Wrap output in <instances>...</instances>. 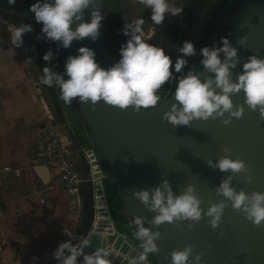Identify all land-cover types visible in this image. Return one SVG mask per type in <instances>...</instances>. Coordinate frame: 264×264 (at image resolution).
I'll return each instance as SVG.
<instances>
[{"label": "water", "instance_id": "obj_1", "mask_svg": "<svg viewBox=\"0 0 264 264\" xmlns=\"http://www.w3.org/2000/svg\"><path fill=\"white\" fill-rule=\"evenodd\" d=\"M35 2L16 0L10 4L8 0H0V8L26 14L40 36L42 23H37L34 13L29 11L30 5ZM93 8H98L104 16L100 36L95 42L90 38L73 41L71 47H61L57 53L58 42L39 39L43 53L49 49L57 53L50 63L47 62L55 72H64L67 57L76 55L82 46L93 49L97 62L105 69L115 62L107 36L105 0H94L85 10L86 20H90ZM221 37H227L238 49L240 64L232 70L235 79L249 56L264 58V0H224L210 20L208 37L202 47L218 44ZM240 37L247 38L244 45L238 43ZM201 58L199 50L187 71L195 70L203 81L214 74L203 68ZM174 89L157 107L139 112L133 111L131 106L121 110L103 101L95 106L90 102L80 103L79 98L70 105L66 104L88 139L83 147L95 186L94 219L86 234L91 236L92 244L85 249L86 253L95 251L97 247L111 248L109 258L113 264H127L125 257L135 256L139 246L133 235L136 231L135 225L131 224L133 217L150 220L156 214L133 193L141 189L151 190L165 179L176 195L192 185L202 201L204 212L212 203L226 199L217 195L216 188L222 179L230 175L233 176L232 187L236 191L264 193V117L258 109L251 110L244 103L243 91L232 96L234 110L236 105L244 107L240 119L231 118V123L225 125L223 119L229 118L226 113L223 118L194 120L190 126H173L164 119V113L175 102ZM225 148L230 151L225 153ZM224 155L244 161L248 171L233 174L231 170L221 172L209 167V160L216 162ZM49 170L46 166L39 167L44 180L49 179ZM249 175L251 181L246 179ZM105 180L114 185L123 202L120 216L122 221L130 224L129 234L122 231L113 216ZM209 219L202 213L198 222L182 220L158 226L162 234L155 241L159 251L150 254L154 263L148 259L149 264H171L172 251L183 250L189 245L193 248L190 264H195L197 254L201 255L202 264H264V223L255 226L242 211L233 209L230 201L217 228L211 227ZM144 226L157 230L147 222Z\"/></svg>", "mask_w": 264, "mask_h": 264}, {"label": "clouds", "instance_id": "obj_2", "mask_svg": "<svg viewBox=\"0 0 264 264\" xmlns=\"http://www.w3.org/2000/svg\"><path fill=\"white\" fill-rule=\"evenodd\" d=\"M8 2L14 4L16 0ZM93 3L94 0H36L30 5L29 11L34 13L37 23H42L41 35L37 39L58 42L57 53L61 47H71L73 41L90 38L95 42L100 36L104 16L98 8H93L90 20L85 19V10ZM139 3L150 9V20L155 25H162L166 16L182 15L184 9L175 6L171 0H139ZM144 24L143 16L131 22L125 20L121 31L128 39L120 47L119 60L109 68L100 66L93 49L82 46L76 55L67 57L64 72L57 73L51 67L44 66L39 83L48 87L58 86L60 99L65 104L70 105L79 98L80 103L90 102L95 106L97 102L103 101L121 110L131 106L133 111L139 112L157 107L161 102L158 90L174 81L175 102L164 113V119L173 126H190L194 120L223 118L226 113L229 118L223 119V123L228 125L231 118L240 119L243 116L244 107L236 105L234 110L232 100V96L243 91L244 103L251 110L258 109L264 117V58L249 56L242 65V71L236 73L233 79L232 70L240 64L238 49L227 37H221L218 44L200 49V64L208 73L214 74L202 81L195 70H188L187 73L183 71L189 63L188 58L197 54L193 42L186 40L182 46L177 47L180 55L173 60L164 48L145 40ZM9 30L11 44L15 49L23 46V34L32 32L33 27L31 23H21L19 26H10ZM246 40V37H240L238 43L244 45ZM57 53L49 49L42 59L50 63ZM229 151L228 148L224 149L225 153ZM207 163L209 167L221 172L231 170L233 174H238L248 171L244 161L233 160L228 155L216 162L209 160ZM232 179L230 175L221 180L216 193L226 199L212 203L206 212L201 208L202 201L192 185L176 195L170 182L165 179L151 190L135 191L134 196L156 214L150 220L146 217H133L131 224L136 227L133 235L139 241V246L135 256L125 257L127 264H149V255L159 251L155 243L162 235L158 226L165 222H198L203 213L210 218L208 223L211 227L217 228L228 201L233 209L242 211L255 226H261L264 223V193L236 191L232 187ZM246 179L251 181L252 177L249 175ZM146 222L157 230L145 227ZM63 232L69 239L60 242L53 252L57 264H113L109 258L111 248L97 247L95 251L86 253L85 249L92 244L91 236H77L67 228ZM192 252L191 245L183 250H173L171 264H190ZM36 260L37 257L33 256L32 261ZM195 264H202L200 254L195 256Z\"/></svg>", "mask_w": 264, "mask_h": 264}, {"label": "rangeland", "instance_id": "obj_3", "mask_svg": "<svg viewBox=\"0 0 264 264\" xmlns=\"http://www.w3.org/2000/svg\"><path fill=\"white\" fill-rule=\"evenodd\" d=\"M187 1L189 0H171V3L183 7ZM120 3L124 13L121 20L116 21L114 17L117 16V6ZM138 4L139 0H105L109 28L112 30V22L118 26V40L112 41L114 44L118 43L119 48L128 39L121 31L125 20L131 22L140 17ZM181 16H166L163 24L159 26L150 20V16L144 18V38L155 31V28L162 27L163 31L157 36L160 42H157L156 37L147 38V41L164 48L166 54H175L173 50H169L167 39L172 41V46L179 40L176 33L168 37L169 29L174 30L182 24ZM21 23H31L33 31L23 34V46L14 49L9 29L10 26H19ZM110 29L108 31L113 37ZM42 56V47L30 18L10 9L0 8V110L3 112H0V173L4 172L3 168L12 164L13 168L7 167V171L17 176L12 180L0 178V184L3 190L14 192V198H24L25 202V207H0V220H4L8 226L18 224L16 229L19 230L16 234H20V237L16 236L15 242L2 246L0 243V264H53L54 250L60 242L69 239L63 229L67 228L83 237L88 233L94 219L95 186L84 152L85 145L79 148L74 141L60 132V126L67 131L68 129L61 113L62 105L57 95V86L48 87L39 83L43 67L49 66ZM48 133L59 134L74 159L72 164L78 177L75 191L70 192L58 181L60 172L57 170L53 172L52 178L49 176L50 180L42 177L41 181L36 176L35 179L39 181L34 184L31 181L35 177L33 167L43 166L33 161V147ZM26 170L31 173L30 176L29 173L26 174ZM44 191L52 195L49 202L53 203V199L63 200L69 206L40 207ZM79 194H82L83 214L78 222L76 218L80 207L74 203ZM45 201L43 203L47 204V199ZM67 213L71 218L63 222L62 216ZM33 256L37 257L35 262L32 261Z\"/></svg>", "mask_w": 264, "mask_h": 264}, {"label": "flooded vegetation", "instance_id": "obj_4", "mask_svg": "<svg viewBox=\"0 0 264 264\" xmlns=\"http://www.w3.org/2000/svg\"><path fill=\"white\" fill-rule=\"evenodd\" d=\"M224 0H189L186 3L183 4V13H182V24L176 26V29H169V37L173 36V33H176V35L179 37V40L175 41V46H172L171 40L167 39L168 48L169 50H173L175 54L171 53V58L175 60V58L180 55V53L177 51V47L182 46L183 42L186 40H190L191 42L194 43L196 51L198 52L200 48L203 46V44L206 42L208 33H209V28H210V20L214 14V12L220 7ZM117 6V16L114 17L115 20H121V17H123V9H122V3L118 4ZM137 10L139 11L140 16H143L144 18H147L151 15L150 9L144 8L143 5L140 3L138 4ZM20 13V12H18ZM24 14V13H20ZM26 15V14H24ZM27 16V15H26ZM34 26V25H33ZM159 26V25H157ZM106 27H107V36L109 40V45L110 49L113 55V58L116 61L119 60L120 55H119V44L116 43L114 44L112 39H115L116 41L118 40V26L113 25L112 22V30L109 28V21L106 18ZM35 28V27H34ZM113 33V37L110 34V31ZM36 30V29H35ZM163 29L162 27L155 28V31H152L151 34L147 35V38L150 37H156L162 32ZM37 33V31H36ZM38 36V34H37ZM145 38V40H147ZM157 42H160V38L157 39ZM152 44V43H151ZM42 47V46H41ZM43 51V48H42ZM170 51V52H171ZM44 54V53H43ZM194 56L189 57V63L186 66V68L183 70L184 73L187 72V69L192 62ZM175 87V82L170 81L169 84H165L164 86L161 87V89L158 90V95L161 96V102H163L173 91ZM57 95L60 100V103L62 105V115L63 118L66 122L67 129L62 128L61 126L59 127L61 134L65 133L72 142L74 141L76 146H83L86 145L88 142L87 137L84 135V130L81 126V124L78 122L72 111L67 107V105L60 99V91L57 88ZM160 102V103H161ZM72 148V146H70ZM148 259L154 263L152 256L149 255Z\"/></svg>", "mask_w": 264, "mask_h": 264}, {"label": "built area", "instance_id": "obj_5", "mask_svg": "<svg viewBox=\"0 0 264 264\" xmlns=\"http://www.w3.org/2000/svg\"><path fill=\"white\" fill-rule=\"evenodd\" d=\"M65 146L59 134L48 133L34 145L33 161L59 171L58 181L71 192L76 190L78 177L73 168L72 157Z\"/></svg>", "mask_w": 264, "mask_h": 264}, {"label": "crops", "instance_id": "obj_6", "mask_svg": "<svg viewBox=\"0 0 264 264\" xmlns=\"http://www.w3.org/2000/svg\"><path fill=\"white\" fill-rule=\"evenodd\" d=\"M1 90L2 89H0V92H1ZM0 112H2V111L0 110ZM1 114H3V112ZM7 167L8 168H10V167L13 168V165L10 164V165L6 166L5 168H3L4 172L0 173L1 180H3L4 178H7L9 180H12V178H14V177L17 178L16 175H13L14 173L10 174V172H8L6 170ZM33 169H34L33 173L35 174V177H32L31 181L34 184V182H38L39 181V180L37 181L35 179L36 176L38 177V179L41 180L42 179V175L39 173V166L33 167ZM27 170H26V174L29 173L28 175L30 176L31 173L28 172ZM53 172H55V170H53V169L49 170V176L51 178L53 176ZM24 175H25V173H24ZM11 186H12V184H11ZM45 195H47V197H45ZM79 195L76 196L75 203H74V204L77 205L78 208L80 207L78 209V211H77V218H76V221H78V222L80 221V219H82V214H83L82 194H79ZM51 196L52 195L50 193L46 194L45 191H44L42 199H43V202L47 199V204L46 203L44 204L42 202V205L40 207H67V206H69L63 200L56 201V199H53L52 200L53 203L49 202L48 200L51 199ZM0 207H25L24 198H19V197L18 198H14V192L11 193L9 191L7 192L6 190H3V188H1V184H0ZM70 218L71 217L68 216V213L66 215L64 214L62 216V221L63 222H67ZM17 227H19L18 224H11L10 226H8V224H6L4 220H0V243H1V246L3 244H6V243L15 242L16 241V236L20 237V234H16V233H18L17 231L19 230V229L18 230L16 229ZM75 227H77L76 224H75Z\"/></svg>", "mask_w": 264, "mask_h": 264}, {"label": "trees", "instance_id": "obj_7", "mask_svg": "<svg viewBox=\"0 0 264 264\" xmlns=\"http://www.w3.org/2000/svg\"><path fill=\"white\" fill-rule=\"evenodd\" d=\"M104 186L116 222L119 224L124 233L129 234L130 224L126 221H122L120 216L123 206L121 198L118 196L114 185L109 180L104 181Z\"/></svg>", "mask_w": 264, "mask_h": 264}, {"label": "bare ground", "instance_id": "obj_8", "mask_svg": "<svg viewBox=\"0 0 264 264\" xmlns=\"http://www.w3.org/2000/svg\"><path fill=\"white\" fill-rule=\"evenodd\" d=\"M66 133V132H65ZM65 133H63L62 135H64V137H67L69 139V137L67 135H65Z\"/></svg>", "mask_w": 264, "mask_h": 264}]
</instances>
